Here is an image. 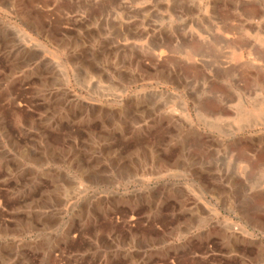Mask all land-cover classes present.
Instances as JSON below:
<instances>
[{"label":"rangeland","instance_id":"1","mask_svg":"<svg viewBox=\"0 0 264 264\" xmlns=\"http://www.w3.org/2000/svg\"><path fill=\"white\" fill-rule=\"evenodd\" d=\"M263 43L264 0H0V264H264Z\"/></svg>","mask_w":264,"mask_h":264},{"label":"bare ground","instance_id":"2","mask_svg":"<svg viewBox=\"0 0 264 264\" xmlns=\"http://www.w3.org/2000/svg\"><path fill=\"white\" fill-rule=\"evenodd\" d=\"M233 42V41H232ZM264 44V43H263ZM197 49V48H196ZM159 50V51H158ZM157 51H158V53H159V55H161L162 54V51H161V49H157ZM164 52V51H163ZM189 58L190 59H195L196 58V51H195V49H193V48H191V50L189 51ZM127 118V117H126Z\"/></svg>","mask_w":264,"mask_h":264}]
</instances>
